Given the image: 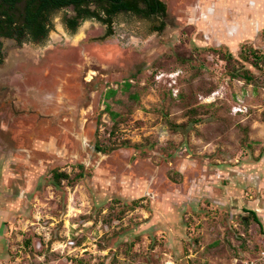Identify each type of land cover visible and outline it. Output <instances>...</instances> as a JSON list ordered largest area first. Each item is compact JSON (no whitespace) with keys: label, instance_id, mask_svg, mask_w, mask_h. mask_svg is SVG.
I'll list each match as a JSON object with an SVG mask.
<instances>
[{"label":"rangeland","instance_id":"obj_1","mask_svg":"<svg viewBox=\"0 0 264 264\" xmlns=\"http://www.w3.org/2000/svg\"><path fill=\"white\" fill-rule=\"evenodd\" d=\"M164 2L161 33L124 16L71 35L66 9L43 44L1 40L0 264H264V7ZM36 94L71 99L77 143L98 128L94 178L56 187L78 161L31 150Z\"/></svg>","mask_w":264,"mask_h":264},{"label":"trees","instance_id":"obj_2","mask_svg":"<svg viewBox=\"0 0 264 264\" xmlns=\"http://www.w3.org/2000/svg\"><path fill=\"white\" fill-rule=\"evenodd\" d=\"M68 8L75 13L73 18L65 21L71 33L77 34L80 21L94 20L106 27L105 34L98 39L99 41L114 35V20L119 13L151 15L157 12L163 17L167 15V6L161 0H0V37L12 38L18 34L19 37L33 42L43 41L48 37L52 26V13ZM157 28L158 31H162L165 23L162 22ZM1 46L0 42V63L2 61ZM253 63L258 64L256 61ZM243 78L246 82L251 81L245 74ZM125 87L129 89L130 83H126ZM116 94L115 90H110L106 98H112ZM105 111L114 119L118 117L110 111L109 106ZM107 151L111 152L110 149ZM52 177L56 187H60L64 181L75 184L81 180L82 176L77 174L72 178L65 172L54 170ZM249 214L261 224L255 212L249 211Z\"/></svg>","mask_w":264,"mask_h":264},{"label":"flooded vegetation","instance_id":"obj_3","mask_svg":"<svg viewBox=\"0 0 264 264\" xmlns=\"http://www.w3.org/2000/svg\"><path fill=\"white\" fill-rule=\"evenodd\" d=\"M166 6L167 4L164 2V0H161ZM71 9V8H68ZM66 10V9H62ZM72 10V9H71ZM59 11V10H56ZM54 11L51 15V29L49 31L48 37L44 39L43 41H37L33 42L30 39L26 40L24 37H19L18 34H15L14 37L12 38H5V37H0V42L1 40H14L17 43L21 45H26L28 43H45L49 39V36L51 32L54 30V22H53V14L56 12ZM73 11V10H72ZM213 10L209 7L205 10V13L207 14H212ZM73 15L70 17H66L64 20V26L66 29L70 32L71 35H73L70 31V29L67 27L65 21L67 19L73 18L75 16V13L72 12ZM124 16H129L132 18H141L143 20H150V19H156L159 20L160 24L162 22L165 23L166 27V19L169 17V7L167 6V15L166 17L161 16L159 13H151V15H144V14H132V13H119L115 20H114V37L116 35V24L119 19H121ZM86 22V21H85ZM97 22V21H96ZM81 22L80 21V25ZM99 23V22H98ZM101 24V23H100ZM102 25V24H101ZM261 25V26H260ZM263 24L260 23H255V29H259L262 27ZM104 26V25H103ZM160 26V25H158ZM158 26H153L152 32L154 33H161L162 31H158ZM105 27V26H104ZM106 31V27H105ZM105 34V32H104ZM103 34V35H104ZM76 35V34H75ZM102 35V36H103ZM111 38V37H110ZM2 43V42H1ZM3 58V52H2V46H1V59ZM73 79V76H71ZM78 77V76H77ZM38 101V107L36 106V109H32L31 112L36 115V120L34 121V129L38 135L37 138H35L31 141V150L36 151L39 155H42L43 159L47 161V163L52 162L54 159L51 158L54 156L56 159L55 160H67L74 158L77 163V168L78 171L77 174H81V180H84L86 178H94V173L88 172V168L86 167L85 162H79L80 159H86L92 161L96 157H98L100 160L106 155L110 154L105 148H103L102 144L99 142L98 138V128L95 127L94 131L92 133V136L88 142L82 141L81 143H77L74 139V137L79 140V136L75 134L74 129L71 126H67L63 124L64 120H66L67 117H72L74 118L75 115V107L71 106V99L66 96L64 98L62 96H56V94H47L45 97L43 95L36 94L35 95ZM59 121V122H58ZM41 122H44L41 124ZM48 123V124H47ZM47 124V126H46ZM58 124H63V126H58ZM61 144V145H60ZM25 146V144H24ZM21 149H24L22 147ZM46 149H48L46 151ZM70 149H72V153H70ZM75 152V153H74ZM74 153V154H73ZM95 161V160H94ZM96 166H99V161H97ZM96 166L93 164L92 167L94 168V172L97 175L103 174V170L100 168H96ZM83 167V169H81ZM54 171V170H53ZM53 171H52V176H53ZM59 171V170H58ZM61 172V171H60ZM66 173V172H65ZM68 174V173H67ZM75 175V176H76ZM123 176V175H122ZM53 180V177H52ZM2 207V206H0ZM1 209V208H0ZM10 209L7 207L3 208L0 210V213H8Z\"/></svg>","mask_w":264,"mask_h":264},{"label":"crops","instance_id":"obj_4","mask_svg":"<svg viewBox=\"0 0 264 264\" xmlns=\"http://www.w3.org/2000/svg\"><path fill=\"white\" fill-rule=\"evenodd\" d=\"M260 4H262L263 7H264V0H260ZM262 21L264 22V18L262 19ZM263 27H264V25H263ZM263 27H262V28H263Z\"/></svg>","mask_w":264,"mask_h":264},{"label":"built area","instance_id":"obj_5","mask_svg":"<svg viewBox=\"0 0 264 264\" xmlns=\"http://www.w3.org/2000/svg\"><path fill=\"white\" fill-rule=\"evenodd\" d=\"M161 77H162V76H161ZM175 91H176V90H175ZM239 111L242 112L243 110H242V109H238V110H236V112H239Z\"/></svg>","mask_w":264,"mask_h":264}]
</instances>
